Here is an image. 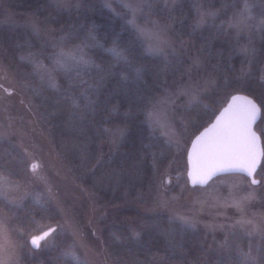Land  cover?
Wrapping results in <instances>:
<instances>
[{
	"label": "trees",
	"instance_id": "trees-1",
	"mask_svg": "<svg viewBox=\"0 0 264 264\" xmlns=\"http://www.w3.org/2000/svg\"><path fill=\"white\" fill-rule=\"evenodd\" d=\"M245 3L263 21L260 38L251 41L254 46L247 53L240 48L245 38L235 41L228 25ZM201 5L213 13L201 28L194 24L193 0H177L170 8L156 2L150 8L151 15L172 20L175 38L199 54L214 79V89L182 108L180 119L194 135L214 119L231 93L244 92L261 106L254 128L264 153V0H202ZM6 10L31 14L55 30L51 43L27 26L0 22V49L24 82L60 163L109 208L99 219V235L113 264H264L262 235L191 226L165 210L150 209L169 181L187 182V148L177 151L166 143L151 130L146 113L166 88L185 78L188 55L148 53L136 29L103 0H82L77 9L61 8L54 0H0V16ZM76 46L89 63L71 73L56 70L54 53ZM36 60L51 68L55 89L39 77ZM113 126L124 133L110 146L107 128ZM28 168L16 144L0 139V177L19 181ZM256 172L263 178L264 193V158ZM228 174L248 178L226 172L212 179ZM0 212L15 229L21 264H87L65 256L73 239L46 194L18 202L0 195ZM44 224L56 231L39 249L33 248L28 236Z\"/></svg>",
	"mask_w": 264,
	"mask_h": 264
},
{
	"label": "rangeland",
	"instance_id": "rangeland-1",
	"mask_svg": "<svg viewBox=\"0 0 264 264\" xmlns=\"http://www.w3.org/2000/svg\"><path fill=\"white\" fill-rule=\"evenodd\" d=\"M54 1L64 9H77L82 3V0ZM176 1L103 0L108 8L122 15L136 29L148 53L164 56L175 53L188 55L189 65L185 78L175 86L166 88L150 104L146 113V121L151 130L180 151L188 147L193 136L192 130L180 119V110L202 94L211 92L214 89V79L205 70L199 54L188 49L185 41L175 38L171 29L172 20L150 14L154 3L160 2L170 8ZM193 1L196 5L194 24L196 28H201L207 16L213 13L203 10L202 0ZM245 5L248 6L247 10ZM242 18L245 23L241 25L238 21ZM0 22H16L27 26L49 38L51 43L55 37L53 28L31 14L6 10L0 16ZM262 22L251 12L249 3H245L240 12L229 19L230 36L235 41L240 37H243L240 38L242 40L245 38L240 47L244 53L253 48L254 43L251 41L260 38ZM140 29L145 34L142 35ZM37 61L34 62V67L39 77L51 83V68ZM193 93L196 94L195 100L192 99ZM221 98L220 96L219 100ZM225 98L226 96L221 100L222 103ZM123 133L124 129L119 126L107 128L110 146H115ZM2 138L10 139L16 144L24 153L29 168L19 181L1 176L0 195L11 202H18L29 195L37 198L40 194H46L58 209L62 226L73 239L72 249L65 253H70V257L81 259L87 264H113L99 235V219L109 208L76 183L60 163L34 105L26 96L24 82L19 79L16 69L0 49V139ZM33 163L38 166L35 173L31 169ZM256 174L255 171V184L240 174L221 175L201 187H190L187 182L169 181L160 193L158 202L150 209L165 210L172 218L191 226H202L210 230L236 228L264 237V193L260 185L263 178ZM4 179L9 183L4 184ZM41 226L46 228L51 225ZM14 231L0 212V264H21L20 245ZM36 231L34 233L39 232Z\"/></svg>",
	"mask_w": 264,
	"mask_h": 264
},
{
	"label": "snow or ice",
	"instance_id": "snow-or-ice-1",
	"mask_svg": "<svg viewBox=\"0 0 264 264\" xmlns=\"http://www.w3.org/2000/svg\"><path fill=\"white\" fill-rule=\"evenodd\" d=\"M247 7L245 5V10ZM238 23L244 24L245 19H240ZM140 32L142 35L145 34L143 29H140ZM54 55L55 59L52 61L54 68L68 73L78 71L89 63L79 46L69 52L58 51ZM49 86L54 89L57 87L55 82H51ZM192 99H196L195 93L192 94ZM260 115L261 106L255 100L247 96H232L228 106L216 121L205 128L192 143L188 171L190 182L193 185H205L218 173L230 171H239L252 176L261 155L258 149L259 136L253 129ZM37 167L35 163L31 165L34 173ZM3 183L7 184L9 181L4 179ZM252 183L255 184L257 181L253 179ZM42 227L37 225V231ZM55 231L56 228L48 227L46 231H40L39 235L31 236L28 242L33 248L39 249L42 242ZM65 256H70V253H65Z\"/></svg>",
	"mask_w": 264,
	"mask_h": 264
},
{
	"label": "water",
	"instance_id": "water-1",
	"mask_svg": "<svg viewBox=\"0 0 264 264\" xmlns=\"http://www.w3.org/2000/svg\"><path fill=\"white\" fill-rule=\"evenodd\" d=\"M235 95H239V96H247V97H249V98H251V99L254 100V98H253L252 96H250V95H248V94H246V93H244V92L237 91V92H233V93H231V94L228 96V98H227V100L225 101V103L223 104V106H222V107L219 109V111L216 113L214 119H213L209 124H207L206 126H204L200 131L196 132V133L192 136V138H191V140H190V142H189V145H188L187 150H186V160H187L186 178H187V183H188L190 186H204V185H199V184H197V185H193V184L190 182L189 178H188V171H189V168H190L189 152H190L191 149H192V143H193V141L196 139V137L199 136L200 133L204 131L205 128H208L210 125H212V124L216 121V118L220 115V113L224 110V108H226V107L228 106V103L231 101L232 96H235ZM254 124H255V123H254ZM253 129H254V125H253ZM254 131H255V130H254ZM256 133H257V132H256ZM257 134H258V133H257ZM258 149H259V151H260V153H261V155H262V148H261V146H260V138H259V141H258ZM261 155H260V158H261ZM260 158H259V162H260ZM258 164H259V163H258ZM257 166H258V165H257ZM256 168H257V167H256ZM230 172H239V171H230ZM223 173H226V172H223ZM240 173H243V172H240ZM218 174H220V173H218ZM244 174L247 175L246 173H244ZM247 176H248V175H247ZM248 177H249V179H250L251 182H252L253 179H255V180L257 181V179H256L253 175H252V176H248ZM48 227H54V226H48ZM48 227H46V228H44V229H42V230H40V231H46ZM40 231H39L38 233H34V234L30 235L29 238H28V240H29L30 237L33 236V235H39V234H40ZM30 245H31V244H30ZM31 246H32V245H31Z\"/></svg>",
	"mask_w": 264,
	"mask_h": 264
},
{
	"label": "flooded vegetation",
	"instance_id": "flooded-vegetation-1",
	"mask_svg": "<svg viewBox=\"0 0 264 264\" xmlns=\"http://www.w3.org/2000/svg\"><path fill=\"white\" fill-rule=\"evenodd\" d=\"M260 146L262 147V143H261V141H260Z\"/></svg>",
	"mask_w": 264,
	"mask_h": 264
}]
</instances>
